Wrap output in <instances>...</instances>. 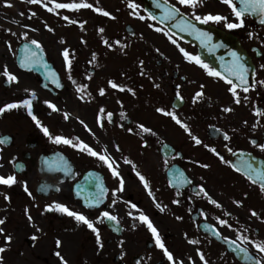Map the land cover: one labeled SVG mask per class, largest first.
Here are the masks:
<instances>
[{
	"label": "flooded vegetation",
	"instance_id": "1",
	"mask_svg": "<svg viewBox=\"0 0 264 264\" xmlns=\"http://www.w3.org/2000/svg\"><path fill=\"white\" fill-rule=\"evenodd\" d=\"M21 1L20 7L11 10L18 11L25 23V0ZM168 1L193 18L194 14L203 17L208 13L227 18L207 24L231 35L250 59L249 91L244 92L243 86L236 89L239 104L224 79L208 75L180 51L183 48L198 56L197 48L153 20L140 0H133L139 5L136 9L128 7L129 0H87L92 9L54 12L43 6L54 7L52 0H41L34 4L39 19L32 28L28 26L27 38L23 34L11 36L8 27L15 22L0 14V107L23 100L32 104L31 115L23 106L0 114V175L16 178L11 186L0 184V219L5 221L0 224L4 229L0 247L6 248L1 254L5 258L2 264H14L8 260L13 257L9 252L17 255V264H22L26 248L31 251L38 241L33 255L38 264L44 260L54 264L60 259L56 251L47 257L51 260L42 259L43 221L55 244L61 242L60 256L72 257L71 264H173L139 219L141 212L157 229L175 264H203L198 250L208 264H255L252 258H264L252 243L242 239L247 236L249 241H264V191L257 175L264 172V151L251 143L264 144V84L260 83L264 81V16L245 13L243 26L229 29L228 23L238 21L222 0H203L196 8L180 5L178 0ZM97 7L111 16L96 12ZM46 10L50 15L43 19ZM33 39L42 46L38 62L26 61L27 67H21L19 51ZM29 48L36 51L35 45ZM65 49L70 70L62 54ZM21 54L23 58L30 55L25 47ZM5 66L18 82L7 81ZM109 81L120 87L112 88ZM82 86L86 87L78 92ZM200 91L203 95L194 102ZM46 102L55 104L57 110ZM158 108L174 113L188 125L191 135ZM33 116L40 121L39 126ZM140 124L152 132H143ZM43 127L53 137L82 141L107 155L123 178V191H115L120 187V177L113 176L107 164L80 147L55 143L44 134ZM192 136L202 143L196 144ZM216 153L231 163L221 161ZM246 163L252 164L257 183L245 175L250 171ZM137 172L145 177L149 188L144 187ZM56 204L91 220L100 231L103 247L86 224L57 210ZM132 204L137 207L132 208ZM104 211L116 216L118 222L102 217ZM253 211L257 215L253 216ZM218 218L227 225H221ZM209 233L222 241H235L233 246L247 249L252 260L241 262ZM7 235L12 237L10 243L5 240ZM193 240L198 243H190Z\"/></svg>",
	"mask_w": 264,
	"mask_h": 264
},
{
	"label": "snow or ice",
	"instance_id": "2",
	"mask_svg": "<svg viewBox=\"0 0 264 264\" xmlns=\"http://www.w3.org/2000/svg\"><path fill=\"white\" fill-rule=\"evenodd\" d=\"M27 2L28 3H34V4H40L41 3V0H27ZM222 2L224 4H226V5H228L232 9L233 14L237 18V21H238L237 23H228L226 26L229 29L239 28V27L243 26L245 13H253V14L259 13L262 16H264V0H239V3L243 6L242 8H238L237 5H236V3L234 2V0H222ZM52 3L54 4V7H48L47 4H44L43 6L45 8H47V10L49 12H54L56 9L79 10L81 8H89V9H92L94 7L93 4L88 3L87 0H80V2H75V0H73V2H71V3H58V2H56V0H52ZM178 3L180 5H186V6H190L192 8H196L197 6H200V5L203 4V0H178ZM7 6L11 7V4L8 3ZM128 7L129 8H132V9H136V8L139 7V5H137L136 3H134L133 0H129ZM94 10L96 12L102 13L104 16H111V13H109L108 11H106V10H104L102 8H98L97 7ZM177 11H179V9H177L175 7V5L171 6L168 9L167 15L164 17V19H172V18H174V14ZM21 15H23V13H21ZM33 15H35V13H33ZM150 17L152 19H155V16H151V14H150ZM112 18L115 19V17H112ZM139 18L140 19H144L143 16H140ZM194 18L196 20H198V21H202L203 23H208L209 21L219 22L221 20H226L227 19L226 17L221 16L219 14L213 15L211 13H208V14H206L203 17L194 14ZM63 19L64 20H69V17L68 16H64ZM70 22L71 23H76V21H70ZM262 22H264V20H262ZM81 27H83V24H81ZM188 27L193 28L195 31L199 32L198 29H195V25L189 24ZM33 30H35V29H33ZM156 30L157 31H161V32L164 31L162 28H158ZM181 30L184 31L186 29H183L182 28ZM49 31H52V29L49 28ZM100 31L102 32L103 29H100ZM13 35H15V33H13ZM165 35H167V33H165ZM200 35L202 37L206 38L207 40H210L211 39L210 35L207 34V33H200ZM23 36L25 38H27V33L26 32L23 33ZM169 39L170 40L172 39L171 36H169ZM105 43H107V41H105ZM117 43H119V41H117ZM172 43L175 44L176 41L175 40H172ZM202 43H204V40H202ZM30 44L36 46V51H32L29 48V45L28 44H25L24 45L25 49L30 53V55L29 56H26L25 58H23L21 60V63H20V66L21 67H27V63H37L38 62L37 57L39 56L40 51H42V46L35 39L31 40L30 41ZM8 46H9V49H11V45L9 44ZM109 47H111V45H109ZM180 51L184 54L185 58H187L189 61L195 62L196 64H198L202 68H204L207 71L208 75L214 76V77H219L221 79H224L230 85L229 91L232 93L233 97L235 98V103H237V104L240 103V98H239V95H238V93L236 91V89L238 87L243 86V91L244 92H248L249 91L248 80H247V73H248L249 70H248V68L244 64L240 63V57L235 52L232 53V56L234 57V65L228 69V72H229V75L235 76L239 80V82H240L239 85L236 84V83H234L233 80L232 79H229L227 76H223L215 68H211L208 64L204 63L200 59L199 56H193L190 53L186 52L183 48H180ZM62 54L64 56V59L66 61L67 66H68V68L70 70L71 69V60L69 59L68 49H65ZM93 58H95V56ZM26 61H27V63H26ZM44 67H47V65L45 64ZM261 67H264V65H262ZM3 75L7 78V81L9 83H11V82H18V77L16 75L12 74L11 72H9L8 69H7V66H5ZM69 78L71 79V77H69ZM73 82L75 83V81H73ZM56 83H57V86H60L58 81H56ZM260 83L264 84V81H261ZM109 84L111 85L112 88H118V87H120L119 85H117L116 83H114L112 81H109ZM254 86L255 85L253 84L252 87H254ZM83 87H86V86H82V87L78 88L77 91L78 92L79 91H82V88ZM201 87L203 88V86H201ZM121 90H123V89L121 88ZM128 90L129 91H132L131 89H128ZM100 94L101 95L104 94V89L103 88L100 89ZM32 95L35 96V93L33 92ZM177 95L179 96V92L177 93ZM202 95H203V92L202 91L197 92L196 95H195V97H194V102H195V99L196 98H198V97H200ZM81 99H83V97H81ZM181 99H182V97H181ZM245 99H247V97H245ZM46 103H49V107L52 108L53 110H57L55 104H51L50 102H46ZM22 106L25 107L28 110L29 115L32 114V104H31V101L30 100H23V101H20L18 103H15L14 102V103L5 104L3 107H0V114L4 113L6 110H10V109H14V108H19V107H22ZM100 111L103 112L104 110L101 109ZM157 111L158 112H162L165 115L171 116L176 121L177 124H180L185 129V131L188 132L189 135H191V132H190V130L188 128V125L182 123L175 116L174 113L165 112V110L164 109H161V108H158ZM224 111H226V112L227 111H232V109L231 108H225ZM256 114L257 115H261V113H260L259 110H257ZM111 115H112L111 113H108V116L109 117H111ZM32 118H33V120L36 121L37 125L39 126L40 125V121L35 116H33ZM65 118H67V114H65ZM81 123H83V121H81ZM85 127H87V126L85 125ZM138 127L140 129H142L143 132H145V133H151L152 132V129H150L148 127H145V125H143V124L138 125ZM127 130L129 132H132L133 131L131 128H129ZM42 131L44 132L45 135L49 136L50 139H53L55 143H58V144L59 143H64V144L70 145V146H72L74 148L80 147L81 150L87 151L89 155L94 156V157H98V159H100L105 164H107V166L109 167V169L112 171V175L113 176L120 177V173L116 170L115 167H113V163L110 162V158L107 155L100 154V153L94 151L87 144H84L82 141H79L78 143H73V141L71 139L65 138L63 136L57 135V136H54L53 137V136H51V134L49 133L48 128H46V127H43L42 128ZM224 138L225 139H228L229 138L226 133L224 134ZM192 139L195 141L196 144L202 143L195 136H192ZM0 142H2V141H0ZM251 143L253 145H255L256 147H258L261 151H264V144H258L255 140H252ZM117 150H119L118 149V146H117ZM212 151L215 152V149L213 148ZM228 151L231 152L232 149L229 148ZM216 154L218 156H220L219 153H216ZM220 159H221V161H223L225 163H231L230 161H224L223 156H220ZM126 162L131 163L130 161H126ZM203 167H208V165H203ZM246 167L250 171L249 172H246L245 175H247L248 176V179L252 180L253 183H257V180L256 179H253V176H252V172L255 171L253 169L252 164L251 163H246ZM236 171H241V169L236 168ZM136 175L144 183V187L146 189L149 188L148 182L146 181L145 177L143 175H141L139 172H137ZM257 175H258L259 180H260V188H261V191H264V172L257 173ZM15 183H16L15 176H13V175H8V176L0 175V184L11 186L12 184H15ZM119 183H120V187L118 189H116L115 191H123L124 181H123V178L122 177H120ZM200 191L201 192H204L203 187H201ZM25 192H28V189H27L26 186H25ZM28 194L31 195L30 192ZM151 194H152L151 191H149V195H151ZM205 195H207L206 192H205ZM5 199H8V197L5 196ZM174 202L175 203H179V201H174ZM113 203H115V201H113ZM211 203L217 204V202L215 200H212ZM237 203H239V202H237ZM156 206L158 208L160 207L159 204H157ZM131 207L132 208H136L137 206L135 204H132ZM217 207H219L218 204H217ZM55 208L57 210L61 211V212L67 213V215H69V216L74 217L76 221L82 222V223L86 224L87 227L89 229H91L96 234V240H97V243L99 244V246L100 247H103V244L101 243L100 231H99L98 228H96L94 226V224H93V222L91 220H89L87 217H85L81 213H78V212L69 210L65 205L56 204L55 205ZM161 210H163V209H161ZM101 215H102V217L107 218L108 220L117 221V217L114 216V215H112L108 211H104ZM129 215H131V213H129ZM252 215L255 216V215H257V213L255 211H253L252 212ZM139 219L143 223H145L147 225V227L149 228V230L155 236L157 246L163 250V253L167 257V259L170 262H173V264H175L174 258H173V254L164 246L163 242L161 241V239L159 237V233H158L157 229L153 226V224L151 223V221L149 220V218L145 214H143L141 212ZM177 219H182V217H177ZM29 220H31V217L30 216H29ZM4 222L5 221L3 219H0V224H3ZM219 223L221 225H227V221L226 220H223V219H219ZM228 226L231 227V225H228ZM134 227H135V225H133V228ZM3 231H4V229L3 228H0V233H3ZM217 234L219 235V233H217ZM32 239L35 240L36 237L33 236ZM242 239L244 241H247V242L252 243L253 246L258 250L259 253L264 254V241H249V238L247 236H243ZM5 240L10 243L11 240H12V237L10 235H7V236H5ZM60 243L61 242L59 240L56 241L57 247H59ZM190 243H198V241L193 240V241H190ZM232 243H235V241H233ZM240 250L242 252H244V254H245L246 257L249 256V254L247 252V249L241 248ZM5 251H6V248L5 247H0V254H2ZM56 255L58 257H60V259L62 261V264H67V261H65L63 259V257L60 256V253L59 252H56ZM198 255L200 257V260L203 261V264H208V261L205 259L203 253L202 252H199V250H198ZM249 258H252V257H249ZM252 259L255 260V264H264V258H252ZM2 262H3V256L0 255V264H2ZM181 264H182V262H181Z\"/></svg>",
	"mask_w": 264,
	"mask_h": 264
},
{
	"label": "water",
	"instance_id": "3",
	"mask_svg": "<svg viewBox=\"0 0 264 264\" xmlns=\"http://www.w3.org/2000/svg\"><path fill=\"white\" fill-rule=\"evenodd\" d=\"M142 1L144 2L146 12L149 15L151 14V16H155V20L164 25L176 36L196 45L199 49L200 58L208 61L218 72L227 76L229 79L240 83L235 76L229 75L228 72V69L234 65V57L232 56V53L235 52L240 57V63L244 64L247 68L249 67L250 61L246 52L241 48L239 43L234 40V38L215 26L207 25L201 21L190 18L180 10L174 14V18L164 19L167 15L168 9L173 6L166 0ZM189 24L195 25V29H198L199 32L188 27ZM182 28L186 30L182 31ZM200 33L209 34L211 39L207 40L202 37ZM202 40H204V43H202ZM18 59L21 61V56H19ZM223 243L236 254L239 260L243 262L248 261L244 252L239 248L233 246L232 243Z\"/></svg>",
	"mask_w": 264,
	"mask_h": 264
},
{
	"label": "rangeland",
	"instance_id": "4",
	"mask_svg": "<svg viewBox=\"0 0 264 264\" xmlns=\"http://www.w3.org/2000/svg\"><path fill=\"white\" fill-rule=\"evenodd\" d=\"M10 3L11 7L7 6V4ZM22 4V1H14V0H0V8L2 9V11H0L1 16H3L2 18H4L5 20H11L15 22V25L13 26H9V30L11 31V36H15L17 38L22 37L23 32H29L28 31V26H30L32 28V26H34V22L39 19V17L37 18V15L39 14V11H37L35 8L36 6L34 5V3H28L27 0H25V11H24V16H25V23L22 22V20L19 19L18 17V11L16 10H11L12 8H18L20 7V5ZM33 13H35V15H33ZM50 15V13L48 14V11L46 10V12H44L43 14V19L44 18H48V16ZM13 33H15V35H13ZM31 35V34H30ZM42 233H41V244H40V249H41V256L42 259L44 260V257L47 258L49 257V254L52 252H59L60 254H62V249L59 245V247H57V244H55V242L53 241V235L50 232L49 227H47V225L44 223H42ZM1 235V234H0ZM2 238L0 237V244L2 243ZM39 244V241L37 242V245ZM36 245V246H37ZM36 246L33 247L31 249V251H28V249L26 248L25 252L23 253V259H21V263L22 264H38L35 257L33 256L35 254L36 251ZM10 259H8L10 262H13L14 264H17V255H13V252H9ZM1 255V254H0ZM5 259V258H3ZM49 259V258H47ZM72 257L69 256V259H64L65 261H67V264H71V260ZM51 260V259H49ZM45 261V260H44ZM44 261L43 264H46ZM54 262V261H53ZM56 262V263H55ZM54 264H62L61 259H58L57 261H55ZM74 264V263H73Z\"/></svg>",
	"mask_w": 264,
	"mask_h": 264
}]
</instances>
